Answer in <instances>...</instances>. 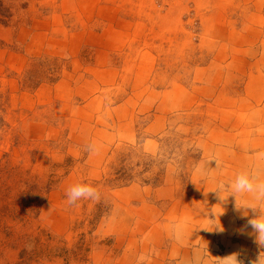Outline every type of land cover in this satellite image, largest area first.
Masks as SVG:
<instances>
[{"label": "rangeland", "instance_id": "374dc122", "mask_svg": "<svg viewBox=\"0 0 264 264\" xmlns=\"http://www.w3.org/2000/svg\"><path fill=\"white\" fill-rule=\"evenodd\" d=\"M263 89L264 0H0V264L264 260Z\"/></svg>", "mask_w": 264, "mask_h": 264}, {"label": "clouds", "instance_id": "9594fccd", "mask_svg": "<svg viewBox=\"0 0 264 264\" xmlns=\"http://www.w3.org/2000/svg\"><path fill=\"white\" fill-rule=\"evenodd\" d=\"M212 159L215 160L214 157ZM225 188L229 189V191L227 195L222 198L219 192L223 191ZM214 190L221 200H224L230 194L234 195L235 198L237 195L245 194L251 197V201L246 207H250L254 211H257V214L248 220V224L251 225L255 232L257 242L260 245H264V210H260L258 206H254V204L259 205L264 203V179H261L258 175L248 170H241L236 172L233 178L226 184L221 182L218 188ZM98 197L99 193L97 189L87 182H77L66 189V199L69 204H73L81 199H98ZM217 229L222 230V228ZM146 259L145 256H140L138 258V264H143ZM193 264H198V260H194ZM226 264H241V262L237 260L236 254L234 253L227 256ZM255 264H264V260L261 259L260 255Z\"/></svg>", "mask_w": 264, "mask_h": 264}, {"label": "bare ground", "instance_id": "6f19581e", "mask_svg": "<svg viewBox=\"0 0 264 264\" xmlns=\"http://www.w3.org/2000/svg\"><path fill=\"white\" fill-rule=\"evenodd\" d=\"M216 27L218 28V30H222L223 29V26H221V25H216ZM220 30V31H221ZM144 52V51H143ZM153 61H151L150 63H152ZM146 64V63H145ZM149 64V63H148ZM144 66V65H143ZM148 66V65H147ZM143 78V77H142ZM139 79V78H138ZM256 80V79H255ZM195 89H197V88H195ZM264 90V89H263ZM186 90L182 87V86H180V85H174L173 86V88H172V91H170V92H167L166 93V95H176V96H178V97H180V96H183V95H186ZM194 93V92H193ZM190 94V93H189ZM262 96V95H261ZM252 97V96H251ZM257 97V96H256ZM195 99V98H194ZM177 106V105H176ZM185 107V106H184ZM226 112V111H225ZM259 112H261V116L263 117V115L262 114H264V109H262V111L261 110H259ZM239 114V113H238ZM235 116V115H234ZM239 118V117H238ZM244 118V117H243ZM208 124V123H207ZM239 128V127H238ZM264 129V128H263ZM220 132V131H219ZM222 132V131H221ZM249 132V131H248ZM247 132V133H248ZM258 133H260V132H258ZM263 133V132H262ZM262 136V135H261ZM213 140V139H212ZM244 140H245V138H244ZM245 142V141H244ZM264 143V140H263V142H262V144ZM253 144V143H252ZM261 144V145H262ZM260 145V144H259ZM204 146V145H203ZM214 146V145H213ZM216 146V145H215ZM214 146V147H215ZM248 147V146H247ZM256 148H257V146H256ZM233 150V149H232ZM232 150H230V151H228V149H224V147L223 148H220V147H216L215 148V154L217 155H215L217 158H218V156H220V159L221 160H223L224 158H226V155H229L230 153H231V151ZM260 150V149H259ZM214 152V151H213ZM241 153V152H240ZM233 154H234V156L236 157V160L239 158V156L241 155H239V153L236 151V153H234L233 152ZM232 154V155H233ZM245 154V153H244ZM231 155V156H232ZM250 155V154H249ZM251 156V155H250ZM235 159V158H234ZM240 159V158H239ZM246 160V159H245ZM248 160V159H247ZM258 160V159H257ZM234 161V160H233ZM241 161V160H240ZM239 161V162H240ZM225 162V161H224ZM236 162V161H235ZM238 162V161H237ZM257 162V161H256ZM241 164V163H240ZM251 164V163H250ZM264 164V163H263ZM240 166H243L242 164L240 165ZM209 167V166H208ZM220 168V167H219ZM223 169V168H222ZM221 170V169H220ZM226 170V169H225ZM247 170H248V168H247ZM252 171H251V173H255L256 171H257V169H256V165H255V167L254 168H252L251 169ZM256 170V171H255ZM229 175V174H228ZM229 177V176H228ZM262 177V176H261ZM264 177V176H263ZM262 179V178H261ZM233 230V229H232Z\"/></svg>", "mask_w": 264, "mask_h": 264}]
</instances>
